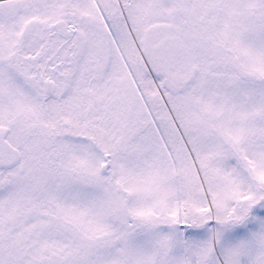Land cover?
<instances>
[{"label":"snow or ice","instance_id":"6c2138e0","mask_svg":"<svg viewBox=\"0 0 264 264\" xmlns=\"http://www.w3.org/2000/svg\"><path fill=\"white\" fill-rule=\"evenodd\" d=\"M0 264H264V0H0Z\"/></svg>","mask_w":264,"mask_h":264}]
</instances>
